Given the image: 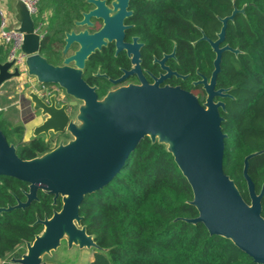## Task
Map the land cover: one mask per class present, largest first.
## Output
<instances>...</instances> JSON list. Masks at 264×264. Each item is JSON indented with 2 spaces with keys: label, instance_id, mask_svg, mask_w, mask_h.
I'll return each mask as SVG.
<instances>
[{
  "label": "water",
  "instance_id": "95a60500",
  "mask_svg": "<svg viewBox=\"0 0 264 264\" xmlns=\"http://www.w3.org/2000/svg\"><path fill=\"white\" fill-rule=\"evenodd\" d=\"M94 1L98 7L84 18L75 21L79 25L89 23V17L98 14L104 1ZM103 2V3H102ZM128 0H114L122 11ZM16 23L9 26L21 32L22 42L15 56L24 57V70L19 71L16 58L0 60V87L7 81L17 80L19 94L27 100L31 113L38 120L32 121L33 136L67 131L69 139H60L56 147L30 159H23L17 148L7 140L0 129V176L13 177L28 184L24 192L26 200H18L14 206L0 207V212L24 208L38 199V192L53 196V203L61 198V208L51 216L36 222L43 225L33 241L25 244V251L19 257H12L6 264H60L44 259L52 256L65 240L69 248L99 249L95 235L87 232L82 224L81 204L87 194H92L108 185L126 166L131 154L142 139L149 137L152 143L165 146L171 153L181 173L191 185L196 207V217L183 218L190 223H203L211 235H220L231 240L255 263L264 264V216L262 197L264 182L259 192L248 174L249 159L264 152L254 151L244 158L243 176L246 180L250 201L242 196L234 180L225 173L224 161L228 151L227 134L222 130L224 109L222 100L229 96V88H217L222 53L238 54V48L221 45L225 30L238 9L230 15L219 17L222 25L217 38L207 40L215 52L211 76H201L194 81L201 84L206 93L204 102L194 92L181 86L159 85L143 82L109 91L98 97L95 88L82 78L86 60L109 40L110 31L116 29L118 15L105 16V24L95 33L83 29L65 33L62 50V64L52 65L40 55L41 39L34 33V23L20 0H11ZM105 8V7H104ZM108 9V8H107ZM129 14L124 12L123 15ZM120 25V24H119ZM121 26V25H120ZM107 39V40H106ZM78 48L67 54L71 43ZM186 79L189 75H179ZM32 80L36 81L34 89ZM57 84L75 101L76 110L70 116L68 104L56 105L55 95L47 103L38 94L44 84ZM79 101L77 103L76 101Z\"/></svg>",
  "mask_w": 264,
  "mask_h": 264
},
{
  "label": "trees",
  "instance_id": "16d2710c",
  "mask_svg": "<svg viewBox=\"0 0 264 264\" xmlns=\"http://www.w3.org/2000/svg\"><path fill=\"white\" fill-rule=\"evenodd\" d=\"M38 2L40 11L50 14L48 36L54 33V38L69 29L83 7V0ZM234 6L243 11L228 21L222 45L229 44L240 52H223L217 75V87L230 89L229 96L219 98L225 104L220 114L228 145L223 168L249 202L242 172L244 158L254 151H264V0H170L151 9L150 16L162 29L167 26L170 31L171 24H176L179 70L191 74L187 80H180L181 85L203 102L205 92L192 80L199 78L197 71L210 77L215 52L200 39L201 30L215 40L222 25L219 17L230 15ZM1 122L7 129L8 122ZM23 130L21 126L14 138H8L21 158L48 151L42 139L24 142ZM248 174L259 192L264 182V152L249 159ZM27 190L26 182L0 176V207L25 201ZM192 199L191 185L171 153L163 144L145 137L121 172L102 189L87 194L81 204L82 224L99 245L88 264H259L231 240L211 235L203 223L185 221V217L198 215L189 203ZM61 205L60 199L54 205L52 195L40 190L38 199L29 206L0 212V260L24 252L20 248L24 249L26 242L33 241L43 229L37 218L51 216Z\"/></svg>",
  "mask_w": 264,
  "mask_h": 264
},
{
  "label": "flooded vegetation",
  "instance_id": "af4514ba",
  "mask_svg": "<svg viewBox=\"0 0 264 264\" xmlns=\"http://www.w3.org/2000/svg\"><path fill=\"white\" fill-rule=\"evenodd\" d=\"M100 1H104V3L102 2L103 4L98 10V14L89 17V23L91 24L85 23L84 25L78 26L75 23V21H80L84 18V13H88L98 7L94 1L83 0V7L79 11V16L73 18L69 29L63 30V32H60L55 38L52 37L54 33L51 34V36H48L47 26L50 14H43L46 19L42 27L36 26L34 20H32L34 23V33L38 34L41 39L40 55L52 65H61L63 61L62 50L65 46V33L72 30H74L75 33H78L83 29H87L89 33L98 32L105 24V16L113 17L114 15H118L117 22L119 23L120 21L119 24L121 26L118 24L116 29L110 31L111 37H109V40L106 39L107 43L101 46V48L95 49L86 60L82 72V78L87 84L95 88L98 97L100 98L109 91L120 87L141 85L143 82L154 84L157 80H160L159 85L161 87L166 85L182 87L180 80H187L191 74H184L179 70V43L175 36L176 24H171L172 28L170 31L167 26L165 29H162L158 27L157 22L154 25L153 19L150 16L152 14L151 9L159 8L162 3L170 0H128L123 11L120 5L114 7V0ZM124 12H129V14L123 15ZM201 32L202 36L206 35L202 30ZM202 36L200 39H202ZM46 37L48 47L44 48V40ZM77 48V43H71L67 54L73 53ZM11 54L10 47L2 46L0 60L3 61L16 58L15 65L20 57L24 60L22 54H19L17 57L15 56L16 51L13 53L12 57ZM23 70L24 68L19 65V71L23 72ZM196 73L199 75L198 79H201V76H205L199 71ZM180 74L189 76L186 79H182L179 76ZM198 79L192 80V84L202 88L201 84H194V81ZM17 84L18 81L14 79L5 82L0 87V129L6 135L7 140L9 141L8 138L11 137L14 138L15 132L18 133V129L22 126L24 128L22 138L24 142L34 139H42L48 145V150L56 147L60 139H64L66 142V140L71 137V134L67 131L52 134L48 139H46L44 134H40L36 137L33 136V128L36 124L31 126L28 123L40 119L37 117L39 113L37 112L36 115H34L29 109L28 113L23 115L24 111L28 109V105H23V98L19 94ZM30 85H33L34 89L37 90L35 80H32ZM37 92L47 103H50L51 96L55 95L57 106L64 103L68 104L66 110L70 116H72L77 108V105L70 104L75 101V99L68 95L66 91L60 88L57 84H44L42 89ZM2 99L3 101L5 100V102H2ZM215 100L217 101L221 99L216 97ZM76 102L79 103L78 100ZM8 111L10 112L9 116L5 113ZM1 120H6L8 122L9 126L7 129L3 127ZM38 122L40 121L38 120ZM6 130L11 131L12 133L6 134ZM26 135H28V137H26ZM59 199L61 200V198H58L56 203L53 204H57ZM55 210L59 209H54V211ZM63 242L66 241L63 240L62 243ZM22 253H20V255ZM14 256L5 259L8 260L7 263H9L10 259ZM47 257L48 256H45L44 259Z\"/></svg>",
  "mask_w": 264,
  "mask_h": 264
},
{
  "label": "built area",
  "instance_id": "2783aa9c",
  "mask_svg": "<svg viewBox=\"0 0 264 264\" xmlns=\"http://www.w3.org/2000/svg\"><path fill=\"white\" fill-rule=\"evenodd\" d=\"M27 8L32 20H34L35 25L42 27L44 24V16L42 18L35 20L34 15H39L40 7L38 0H20ZM0 45L11 48V57L13 53L20 48L22 42V33L15 31L14 29L9 28V16L6 9L0 4ZM17 64L22 68L24 67V60L20 57L17 61ZM1 264H5L8 260H1ZM10 262V261H9Z\"/></svg>",
  "mask_w": 264,
  "mask_h": 264
},
{
  "label": "rangeland",
  "instance_id": "374dc122",
  "mask_svg": "<svg viewBox=\"0 0 264 264\" xmlns=\"http://www.w3.org/2000/svg\"><path fill=\"white\" fill-rule=\"evenodd\" d=\"M47 14V12H41L39 13V15H34L33 18L35 20L42 18L43 14ZM46 18H44L45 20ZM2 102H5V100ZM23 105H28V101L23 99ZM3 104V103H2ZM30 108L26 109L23 113V115H26L28 113ZM26 112V113H25ZM7 116L10 115V112H5ZM4 113V114H5ZM29 135V134H28ZM28 135H26V137H28ZM25 250V248L23 249L22 247L20 248V251ZM95 250L94 249H80L78 247H73V248H69L67 246L66 242H63L62 245L53 252L52 256H48L46 258V260L49 261H53V262H57L60 264H88L94 256Z\"/></svg>",
  "mask_w": 264,
  "mask_h": 264
},
{
  "label": "crops",
  "instance_id": "0c3cea01",
  "mask_svg": "<svg viewBox=\"0 0 264 264\" xmlns=\"http://www.w3.org/2000/svg\"><path fill=\"white\" fill-rule=\"evenodd\" d=\"M0 4H2V6L6 9L7 11V14L9 16V26H11L12 24L16 23V19H15V15H14V12L11 8V0H0ZM30 124L31 126L32 125H35V123L33 122H30L28 123ZM1 260H0V264H1Z\"/></svg>",
  "mask_w": 264,
  "mask_h": 264
}]
</instances>
